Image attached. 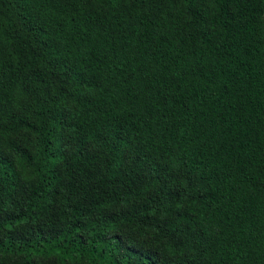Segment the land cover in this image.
<instances>
[{
    "label": "trees",
    "instance_id": "trees-1",
    "mask_svg": "<svg viewBox=\"0 0 264 264\" xmlns=\"http://www.w3.org/2000/svg\"><path fill=\"white\" fill-rule=\"evenodd\" d=\"M0 264H264V0H0Z\"/></svg>",
    "mask_w": 264,
    "mask_h": 264
}]
</instances>
